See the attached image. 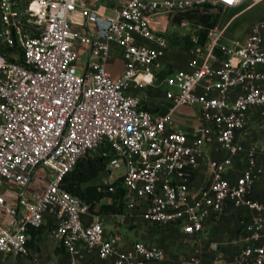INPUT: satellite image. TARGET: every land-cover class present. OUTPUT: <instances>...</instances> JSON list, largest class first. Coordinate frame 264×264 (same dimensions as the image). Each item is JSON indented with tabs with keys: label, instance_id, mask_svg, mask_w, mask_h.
I'll list each match as a JSON object with an SVG mask.
<instances>
[{
	"label": "built area",
	"instance_id": "1",
	"mask_svg": "<svg viewBox=\"0 0 264 264\" xmlns=\"http://www.w3.org/2000/svg\"><path fill=\"white\" fill-rule=\"evenodd\" d=\"M99 1L0 0V255L26 256L30 232L48 223L67 264L92 256L162 264L158 246H126L107 233L103 217L60 187L81 158L97 154L107 159L99 186L112 191L120 182L124 213L135 216L144 203L139 216L148 225L197 237L227 205L256 213L249 245L221 264H264V202L251 197L263 174L260 145L239 142L253 111L264 124V17L231 46L217 28L207 30L202 46L188 33L187 70L164 79L171 103L165 115L145 109L140 94L155 88L169 49L152 20L209 6L264 7V0ZM177 26L188 32L191 24L180 18ZM116 50L123 65L113 77L107 66ZM184 107L197 110L190 131L175 128L174 115ZM237 158L243 168L230 182ZM202 162L209 182L192 191L191 172Z\"/></svg>",
	"mask_w": 264,
	"mask_h": 264
},
{
	"label": "crops",
	"instance_id": "2",
	"mask_svg": "<svg viewBox=\"0 0 264 264\" xmlns=\"http://www.w3.org/2000/svg\"><path fill=\"white\" fill-rule=\"evenodd\" d=\"M99 1V0H98ZM100 2V1H99ZM245 5V4H244ZM239 8L230 9H242ZM229 9V8H228ZM200 8H196L184 15H179L177 21L180 18H184L185 15L194 16L198 14ZM262 16L260 19H262ZM191 18V17H190ZM258 19V20H260ZM256 20V21H258ZM255 21V22H256ZM250 27V26H249ZM178 28V26H177ZM217 28L218 27H213ZM179 29V28H178ZM211 29V28H210ZM249 29V28H248ZM221 30V29H220ZM248 33V31H247ZM235 42V41H234ZM187 50V49H186ZM186 50L184 55L179 53H172L170 48L167 50L165 57L160 61V68L165 69L166 65L171 66V72L174 71H186L187 70V54ZM170 55V56H168ZM178 56L179 59H174ZM217 62H214V66H217ZM122 61L118 55H113L108 63V71L113 77L119 76L122 71ZM264 73V68H261ZM157 70H155L156 72ZM170 73V72H169ZM152 90V89H151ZM150 90L143 91L141 94L143 103ZM145 96V97H144ZM162 108L164 110H149L157 115H165L171 103L164 98L162 95ZM197 110L195 108H181L174 115L175 128L184 131H190L197 125ZM256 126L258 130L262 129V124L259 122L257 111H253L251 119L241 132L239 136V142L244 146L251 142H256L254 139L257 138L258 131H255ZM212 158H219L222 156L221 152L208 151ZM258 163L263 169V174L254 183L251 197L252 199L264 202V144L260 145V151L257 155ZM237 158L234 163L233 170L228 175L230 182H234L239 177L243 168V163ZM209 182L208 169L205 163H200L197 170L191 172L190 177V189L192 191H198L205 187ZM146 205L143 203L139 206V211L134 212L135 216H130L129 220H138L139 223L150 226L152 233H156L157 237L153 241V234L151 236L139 235L138 234H123V242L126 246H129L132 242H144L152 243L156 242V245L163 252L162 264H191V259L196 257L199 259L200 264H221L230 263L233 259L241 253L245 247L249 245L248 242V226L256 216V213L249 211L244 207H234L227 205L222 212V215L217 222H208L204 227L203 232L197 237L185 236L179 227H152L144 221H142L139 213L145 209ZM121 216L113 217L116 222L120 221ZM107 219V218H104ZM152 227V228H151ZM107 228V227H106ZM125 228L124 225L116 226L113 230H109L107 233L119 234L121 229ZM108 230V229H107ZM155 236V235H154ZM132 237V238H131ZM154 239V238H153ZM28 254L26 256H14V255H0V264H67V256L63 249H61L58 243L50 234V226L48 223L43 225L38 230L30 232V239L27 244ZM83 264H111V260L99 261L96 257H87Z\"/></svg>",
	"mask_w": 264,
	"mask_h": 264
},
{
	"label": "rangeland",
	"instance_id": "3",
	"mask_svg": "<svg viewBox=\"0 0 264 264\" xmlns=\"http://www.w3.org/2000/svg\"><path fill=\"white\" fill-rule=\"evenodd\" d=\"M264 16V7L262 5H256L252 3H247L244 5L242 9H222L219 7H202L198 14L194 16L185 15L184 18L190 21L191 27L189 31L177 28L178 21L176 20V16H165L161 15L156 19L151 21V26L153 28L158 29L166 38L169 48L170 54L172 53H179L184 55L185 50L188 46L191 45V41L188 38V33H194L195 38L197 40V45L202 46L206 39L207 30L213 27H218L219 29L224 31V37L222 39V43L225 45L231 46L234 41L243 42L247 37V31L249 26L254 23L256 20L260 19ZM118 55L119 52L115 51L114 55ZM170 56V55H168ZM174 59L178 60L179 57L177 56ZM86 63V58L81 57L80 61L77 63L78 65L84 66ZM75 75H80L81 71L79 69L72 68L71 70ZM171 72V66L166 65L163 73H160V76L156 78L155 81V88L150 90L149 95L145 97V101L143 105L150 109V110H164L162 108V95L164 91L168 90L169 87L165 84L164 79L167 78ZM255 131H258L257 138L254 139L259 145L264 144V124H262V129L258 130L257 126ZM45 172L48 171L47 168H43ZM100 175L96 180H94L90 185H99L101 183ZM111 195L116 193V189L114 188L110 191ZM112 203L111 199H104L101 201V204H110ZM98 209L96 206L95 211ZM90 214H94L90 212ZM120 221L123 222H116L115 218H107L105 219V226L107 227L108 231L113 230L116 226L124 225L125 228L121 229V233H117V236L122 239L123 234H138L139 235H147L151 236L152 233L150 230V226H146L145 224L139 223L138 220H129V215L123 213L120 215ZM157 227V226H152ZM151 227V228H152ZM153 238L151 239L154 241L157 237L156 233H152ZM155 235V236H154ZM132 238V237H131ZM149 244L156 245V242H152ZM157 246V245H156Z\"/></svg>",
	"mask_w": 264,
	"mask_h": 264
},
{
	"label": "trees",
	"instance_id": "4",
	"mask_svg": "<svg viewBox=\"0 0 264 264\" xmlns=\"http://www.w3.org/2000/svg\"><path fill=\"white\" fill-rule=\"evenodd\" d=\"M106 160L97 154L86 155L76 163L70 173L63 177L60 187L87 205L89 212L103 218H113L124 213L125 190L121 183L115 184L114 195H111L108 188L90 185L104 172ZM106 198L111 199L112 203L101 204ZM96 206L98 209L95 211Z\"/></svg>",
	"mask_w": 264,
	"mask_h": 264
}]
</instances>
